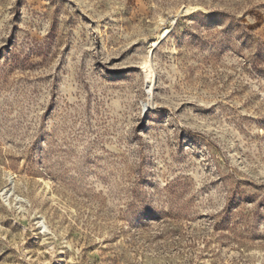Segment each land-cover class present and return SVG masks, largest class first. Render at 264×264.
<instances>
[{"label":"rangeland","instance_id":"374dc122","mask_svg":"<svg viewBox=\"0 0 264 264\" xmlns=\"http://www.w3.org/2000/svg\"><path fill=\"white\" fill-rule=\"evenodd\" d=\"M0 264H264V0H0Z\"/></svg>","mask_w":264,"mask_h":264},{"label":"bare ground","instance_id":"6f19581e","mask_svg":"<svg viewBox=\"0 0 264 264\" xmlns=\"http://www.w3.org/2000/svg\"><path fill=\"white\" fill-rule=\"evenodd\" d=\"M169 32H170V28H166L164 31H163V34H162V36H167L168 34H169ZM156 44V43H155ZM145 65H147V62H146V64ZM146 67V66H145ZM151 69V68H150ZM152 71V70H151Z\"/></svg>","mask_w":264,"mask_h":264}]
</instances>
